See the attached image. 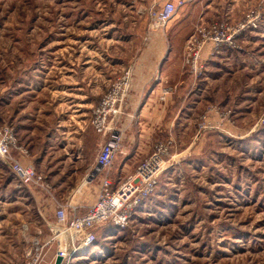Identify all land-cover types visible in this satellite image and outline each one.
<instances>
[{
	"label": "rangeland",
	"instance_id": "1",
	"mask_svg": "<svg viewBox=\"0 0 264 264\" xmlns=\"http://www.w3.org/2000/svg\"><path fill=\"white\" fill-rule=\"evenodd\" d=\"M151 4L152 0H0V127L9 125L16 132L24 123V109L33 115L35 108L73 107L83 99L95 103L96 95H75L98 91L100 79L116 80L128 70H122L129 64H121V59L133 60L132 47L141 42L130 40L127 32L138 26L140 16L150 19L156 7ZM259 5L264 11V0H205L201 11L208 9L214 16L205 20L210 22L220 20L215 16L225 9L239 19ZM249 36L244 59L251 57L249 65H257L263 58V69L264 21ZM112 66L119 67L118 75ZM251 75L264 79L256 70ZM225 79L221 88L230 84ZM256 106L252 109L259 112L264 108L262 101ZM194 125L193 120L181 133L176 154L189 146ZM203 137L199 143L193 141L187 154L169 157L155 191L128 226L105 224L93 245L70 253L61 264H264V126L246 139L215 133ZM35 208L34 198L19 187L0 159V222L11 223L6 222L0 233L9 236L11 226L24 223L27 242L37 231L48 237L49 228L42 226ZM16 259L12 256L6 264L25 261Z\"/></svg>",
	"mask_w": 264,
	"mask_h": 264
},
{
	"label": "crops",
	"instance_id": "2",
	"mask_svg": "<svg viewBox=\"0 0 264 264\" xmlns=\"http://www.w3.org/2000/svg\"><path fill=\"white\" fill-rule=\"evenodd\" d=\"M166 1L152 0L151 5L161 7ZM183 1L165 31L152 30L150 19L140 16L138 26L130 27L127 32L130 40L136 37L141 44L126 49L128 51L132 47L136 52L133 60L126 62L121 59L120 62L123 65L129 64L122 65V70L125 67L131 69L133 79L124 114L114 122V133L120 136L121 141L113 165L108 170L101 169L97 157L109 137L98 134L91 120L94 106L99 104L114 79L108 82L100 79L97 87L102 89L95 92L89 89L75 95L77 99L96 95L95 103L83 99L73 107L57 106L50 110L35 108L33 111L37 113L33 115L28 113V109L22 111L27 114L23 116L24 123L17 125L16 134L28 154L20 156V159L46 175L48 182V189L35 186L25 188L34 198L38 218L45 228L54 222L59 205L66 206L69 213L84 212L97 200L105 174H109L113 182L119 183L136 171L139 163L149 157L159 141L172 140L174 148L171 155L176 158L190 152L193 144L199 143L205 134L246 139L258 130L264 108L260 112L252 108L260 105L261 101L264 107V79L259 81L251 72L256 70L257 74H261L260 78H264V68L261 65L263 58L259 59L257 65H249V56V59H244L247 55L242 52L245 44L250 42V34L242 38L244 44L241 51H223L208 63L204 77L196 79L185 67L186 45L196 27L214 16L209 15L208 9L201 11L205 0ZM217 15L215 17L221 19L238 20L232 16L231 10L225 9L220 16ZM86 63L89 65L90 60ZM225 69L238 70L224 73ZM111 70L115 75L119 74V67L112 66ZM242 77L244 83L240 81ZM224 78L230 84L221 88ZM168 89L171 92L162 99ZM210 108L214 109L209 111ZM225 111L231 112L229 118L220 116L219 112ZM203 116H206L207 124L212 128L200 131L198 127ZM193 120L194 133L189 146L186 145L176 154L180 135L189 129ZM25 122L33 124L29 127ZM6 222L11 224L2 221L0 228ZM9 231V236H6V231L0 233V264H6V260L12 259V256H18L16 260L25 259L29 243L26 240V226L24 223L16 224ZM55 251L52 248L48 251L45 264L52 263Z\"/></svg>",
	"mask_w": 264,
	"mask_h": 264
},
{
	"label": "built area",
	"instance_id": "3",
	"mask_svg": "<svg viewBox=\"0 0 264 264\" xmlns=\"http://www.w3.org/2000/svg\"><path fill=\"white\" fill-rule=\"evenodd\" d=\"M184 1L168 0L161 7H155L150 15V28L165 31ZM264 21L263 7H250L238 20L220 19L201 22L189 38L185 52V67L188 73L198 79L204 76L208 63L225 50L241 51L242 38L256 32ZM132 70L128 69L118 77L104 94L93 110L91 124L94 130L109 139L102 146L97 163L102 170H108L114 162L120 147V136L114 133L115 119L124 114L132 84ZM171 92L168 89L164 97ZM214 108H210L209 111ZM223 118H229L231 112H219ZM264 126V116L259 121ZM199 130L212 128L202 117ZM174 148L172 140L158 142L149 157L144 159L136 171L119 183H115L109 174L102 179V186L97 200L84 212L73 211L59 205L55 213V222L48 225L50 235L42 237L41 231L33 236L25 252L23 264H43L48 251L56 244L57 256L63 260L69 254L89 247L97 240V230L105 224L124 228L128 226L136 210L155 191L159 177L167 170L169 157ZM28 151L19 143L13 127H0V159L9 167L19 182V187L35 186L48 189L43 175L30 164H24L20 156Z\"/></svg>",
	"mask_w": 264,
	"mask_h": 264
},
{
	"label": "water",
	"instance_id": "4",
	"mask_svg": "<svg viewBox=\"0 0 264 264\" xmlns=\"http://www.w3.org/2000/svg\"><path fill=\"white\" fill-rule=\"evenodd\" d=\"M63 261V258L61 256H57L55 264H61Z\"/></svg>",
	"mask_w": 264,
	"mask_h": 264
}]
</instances>
